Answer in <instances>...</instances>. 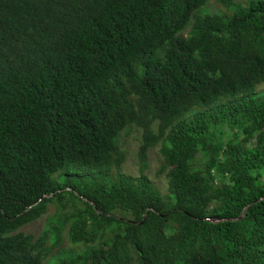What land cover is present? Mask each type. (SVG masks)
I'll list each match as a JSON object with an SVG mask.
<instances>
[{
  "label": "trees",
  "instance_id": "16d2710c",
  "mask_svg": "<svg viewBox=\"0 0 264 264\" xmlns=\"http://www.w3.org/2000/svg\"><path fill=\"white\" fill-rule=\"evenodd\" d=\"M262 84L264 0H0V264H264Z\"/></svg>",
  "mask_w": 264,
  "mask_h": 264
},
{
  "label": "rangeland",
  "instance_id": "374dc122",
  "mask_svg": "<svg viewBox=\"0 0 264 264\" xmlns=\"http://www.w3.org/2000/svg\"><path fill=\"white\" fill-rule=\"evenodd\" d=\"M212 10L215 9V6L213 5ZM259 92L264 91V84H262L259 87ZM139 131L138 129L132 128L130 131V134L122 136V144L126 151V159L123 163V171L126 173H129L131 175H137L138 174V168H139V161L137 157V147L139 144ZM148 161H149V175L153 179V182L156 184V186L161 190V192L164 194L167 192V182L165 177L157 178L155 175V171L157 170L161 159L160 155L158 153V147L153 148L150 150L148 154ZM57 210L56 206L53 204H50L48 207V210L45 214H43L40 218L37 220L25 225L22 229L24 232H29L34 235L39 234L41 231L44 230L48 218L53 216L55 211ZM70 211V210H68ZM68 226H66L65 230L63 231L64 236V246H70L69 240H68Z\"/></svg>",
  "mask_w": 264,
  "mask_h": 264
}]
</instances>
